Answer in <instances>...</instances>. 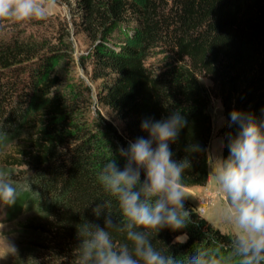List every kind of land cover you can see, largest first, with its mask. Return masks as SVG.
Segmentation results:
<instances>
[{
  "label": "trees",
  "instance_id": "16d2710c",
  "mask_svg": "<svg viewBox=\"0 0 264 264\" xmlns=\"http://www.w3.org/2000/svg\"><path fill=\"white\" fill-rule=\"evenodd\" d=\"M75 8L81 31L91 40L92 75L103 80L99 102L123 125L119 134L108 123V141L77 124L65 129L70 105L52 91L58 84L54 51L43 53V45L18 33L0 37V147L19 143L24 157L19 164L26 166V174L11 181L18 200L6 206V217L33 213L26 223L28 259L20 264H76L82 224L104 227L110 211L113 223L119 222L115 208L104 209L99 218L94 214L106 198L96 178L111 155L123 169L117 149L149 138L141 128L145 120L180 111L187 123L169 143L171 158L188 162L184 187L206 184L210 92L199 76L211 80L227 119L219 130L221 158L229 156L239 131L230 118L233 110L264 121V0H75ZM159 54L170 60L156 59ZM184 209L190 213L188 226L162 229L152 243L178 261L201 247L226 254L230 234ZM184 235L187 240L179 242Z\"/></svg>",
  "mask_w": 264,
  "mask_h": 264
},
{
  "label": "clouds",
  "instance_id": "9594fccd",
  "mask_svg": "<svg viewBox=\"0 0 264 264\" xmlns=\"http://www.w3.org/2000/svg\"><path fill=\"white\" fill-rule=\"evenodd\" d=\"M51 14L52 0H0V21L23 24ZM230 118L239 131L230 141L229 156L216 160L211 171L221 217L233 226L226 254L201 247L178 261L152 243L162 229L178 231L191 222L183 203L188 162L173 161L169 148L187 123L175 111L166 119L145 120L141 128L149 138L117 149L125 161L122 170L112 155L102 163L96 179L106 198L93 212L99 218L104 209L115 208L120 219L114 224L110 211L104 227L86 221L78 228L76 264H264V121L238 110ZM17 200V186L0 175V206L11 207ZM114 233L122 239L117 241ZM177 240L183 243L187 236Z\"/></svg>",
  "mask_w": 264,
  "mask_h": 264
},
{
  "label": "rangeland",
  "instance_id": "374dc122",
  "mask_svg": "<svg viewBox=\"0 0 264 264\" xmlns=\"http://www.w3.org/2000/svg\"><path fill=\"white\" fill-rule=\"evenodd\" d=\"M79 22L80 17L75 8V0H52V14L47 19L23 24L12 21L0 22V37L18 33L43 45V53L54 51L57 58L54 73L58 77V84L52 88V91L68 99L70 105L66 110L68 119L65 114L62 115L65 120L67 119L64 124L65 129L77 124V126L99 132L108 141L112 139L110 135L112 130L107 127L108 123L119 134H121L123 123L114 119L108 108L99 102L98 96L103 80L92 75V57L89 53L91 40L81 31ZM158 57L156 59L164 57L167 61L170 60L168 55L159 54ZM199 81L210 92L208 109L212 133L205 150L208 180L204 186L184 187L188 197L183 203L184 207L196 211L210 226L231 235L233 226L225 223L221 217L222 203L216 197L211 174L212 169L217 167L216 160L222 157L223 139L219 130L227 123V119L223 114L220 99L211 89V80L205 76H199ZM40 107L41 101L35 103L33 112H38ZM105 129L106 134L103 132ZM18 145L19 143L13 141L0 147V175L8 176L11 181L26 174V166L19 164L24 162V157L17 151ZM6 208V206H0V257H3L5 253L8 254L0 259V264H20L28 259L25 249L30 244L28 229L31 227L26 223H29L33 213L23 210L15 218L8 219Z\"/></svg>",
  "mask_w": 264,
  "mask_h": 264
}]
</instances>
